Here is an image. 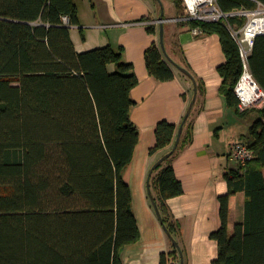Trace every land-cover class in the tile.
<instances>
[{
  "label": "trees",
  "instance_id": "1",
  "mask_svg": "<svg viewBox=\"0 0 264 264\" xmlns=\"http://www.w3.org/2000/svg\"><path fill=\"white\" fill-rule=\"evenodd\" d=\"M172 1L184 17L183 0ZM257 3L264 0H217L225 13L254 10ZM229 24L242 27L245 20L230 18ZM183 25L219 36L227 59L218 69L221 93L240 112L235 88L244 67L227 25ZM79 26L73 0H0V264H124L123 249L140 240L124 180L140 138L131 120L139 80L122 48L77 52L71 30ZM145 58L155 80L176 79L158 44ZM248 64L264 91V35L256 38ZM258 111L261 119L247 143L255 158L225 176L229 193L219 199L222 224L211 235L219 246L213 264H264V109ZM190 119L177 150L156 168L172 152L183 122L159 123L150 151L151 157L163 152L148 184L163 228L178 243L171 241L173 250L161 255L160 264H180L183 253L167 202L184 193L173 162L192 141ZM239 193L246 196L245 215L231 233L230 199Z\"/></svg>",
  "mask_w": 264,
  "mask_h": 264
},
{
  "label": "crops",
  "instance_id": "2",
  "mask_svg": "<svg viewBox=\"0 0 264 264\" xmlns=\"http://www.w3.org/2000/svg\"><path fill=\"white\" fill-rule=\"evenodd\" d=\"M80 26L71 30L77 52L111 46L124 50L126 62L133 64L139 85L132 91L136 106L131 120L139 129V143L124 173L140 240L122 251L124 264H160L161 255L173 250L148 194V177L163 152L150 156L156 146V128L162 121L180 126L195 97L193 80L172 63L176 79L161 83L150 76L146 51L160 44L159 19L164 8L165 48L168 56L189 71L201 90L191 113L192 141L174 159L173 166L183 184V195L167 205L181 229L179 238L184 264H213L218 243L212 233L221 227L220 197L229 193L225 176L240 169L231 159L233 147L250 141V131L261 113L241 114L229 106L221 93L223 79L219 67L227 59L217 35L195 33L183 25L172 0H73ZM153 28L155 33H150ZM81 30L85 39L82 38ZM115 71V66H110ZM246 196L230 199L229 231L244 219ZM182 260H180L181 264Z\"/></svg>",
  "mask_w": 264,
  "mask_h": 264
},
{
  "label": "built area",
  "instance_id": "3",
  "mask_svg": "<svg viewBox=\"0 0 264 264\" xmlns=\"http://www.w3.org/2000/svg\"><path fill=\"white\" fill-rule=\"evenodd\" d=\"M185 16L183 21H203L208 23L223 22L227 25L233 38L237 42L243 61L244 73L235 88L240 112L264 109V91L253 78L249 69V56L251 55L255 40L264 35V5L257 3L254 10L239 9L231 13L223 12L217 0H183ZM245 20L242 27L229 24V19ZM68 24L69 20L64 19ZM199 33L200 29H195ZM255 158L254 151L247 143L236 144L231 152L232 161L240 168H245Z\"/></svg>",
  "mask_w": 264,
  "mask_h": 264
},
{
  "label": "water",
  "instance_id": "4",
  "mask_svg": "<svg viewBox=\"0 0 264 264\" xmlns=\"http://www.w3.org/2000/svg\"><path fill=\"white\" fill-rule=\"evenodd\" d=\"M164 22H165V19H164V8H162V15H161V17H160V19H159V23H160V26H161V30H160V44H161L162 51H163V53L165 54V56L167 57V59H168V60H169V61H170V62H171L176 68H178L182 73H184L185 75H187L188 77H190V78L193 80V83H194V85H195V97H194L192 103L190 104V107H189V109H188V111H187V113H186V116H185V118H184V120H183V123H182V125H181V127H180V129H179L178 137H177V140H176V144H175V146H174L172 152H171L169 155H167V156H165L164 158H162V159H161V160L155 165V168L158 167L163 161H165V160H166L171 154H173V153L177 150V148H178V146H179V143H180V140H181V137H182V135H183V131H184L185 123L187 122V120L189 119V117H190V115H191V113H192V110H193L194 105H195L196 100H197V93H198V84H197V81H196V80L194 79V77L192 76V74H191L189 71H187L186 69H184V68L180 67L178 64H176V63H175V62H174V61L168 56V54H167V51H166V48H165V41H164V38H165ZM147 189H148L149 198H150V200H151V202H152V204H153V207H154V209H155V211H156V214H157L159 220H161V214H160V211H159V209H158V206H157V204H156V202H155L154 196H153V194H152V192H151V190H150L149 184L147 185ZM165 232H166V234L168 235V237L170 238V240H171V241L177 246L178 243H177V241L174 239V237H173V236H172L167 230H165ZM178 247H179V246H178ZM181 260H182L181 264H184L183 253L181 254Z\"/></svg>",
  "mask_w": 264,
  "mask_h": 264
}]
</instances>
